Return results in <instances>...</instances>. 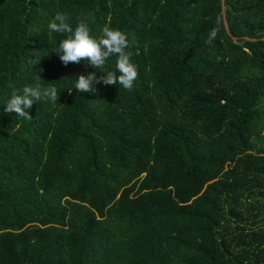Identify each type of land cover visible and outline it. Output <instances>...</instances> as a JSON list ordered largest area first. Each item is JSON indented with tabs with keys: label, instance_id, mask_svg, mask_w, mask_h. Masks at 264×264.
Instances as JSON below:
<instances>
[{
	"label": "trees",
	"instance_id": "1",
	"mask_svg": "<svg viewBox=\"0 0 264 264\" xmlns=\"http://www.w3.org/2000/svg\"><path fill=\"white\" fill-rule=\"evenodd\" d=\"M58 11L126 35L131 90H67L103 74ZM225 11L237 40L221 0H0V264H264V0ZM39 75L57 100L5 112Z\"/></svg>",
	"mask_w": 264,
	"mask_h": 264
},
{
	"label": "clouds",
	"instance_id": "2",
	"mask_svg": "<svg viewBox=\"0 0 264 264\" xmlns=\"http://www.w3.org/2000/svg\"><path fill=\"white\" fill-rule=\"evenodd\" d=\"M47 30L52 34H59L60 39L52 43L51 53L58 55L59 60L68 65L70 62L79 63L86 60V67L99 69L103 74L97 76L96 72L81 74L77 78L70 79L72 86L67 88L69 92L75 89L78 93H95V85H119L125 90L133 88L138 71L126 51L128 40L119 29L104 26L98 36H93L86 19L72 24L70 16L66 12L58 11L49 21ZM215 33H212L214 36ZM112 57H116L111 70H105L106 64ZM40 75L34 85H26L19 93H14L4 103V111L17 117L28 116V109L37 101L55 102L58 98V89L54 85H42L39 82Z\"/></svg>",
	"mask_w": 264,
	"mask_h": 264
},
{
	"label": "water",
	"instance_id": "3",
	"mask_svg": "<svg viewBox=\"0 0 264 264\" xmlns=\"http://www.w3.org/2000/svg\"><path fill=\"white\" fill-rule=\"evenodd\" d=\"M221 4H222L223 22H224V26H225L226 32L231 36V38L233 40H237V39H239V37H235V36L231 35V33H230L229 24H228V21H227L226 11H225V0H221ZM245 39L249 40V41H256L257 40V39L248 38V37H245ZM262 40H264V38H262Z\"/></svg>",
	"mask_w": 264,
	"mask_h": 264
},
{
	"label": "rangeland",
	"instance_id": "4",
	"mask_svg": "<svg viewBox=\"0 0 264 264\" xmlns=\"http://www.w3.org/2000/svg\"><path fill=\"white\" fill-rule=\"evenodd\" d=\"M259 108L264 109V100L260 103ZM252 148L254 151L261 150L264 148V141L261 142L260 140H253Z\"/></svg>",
	"mask_w": 264,
	"mask_h": 264
}]
</instances>
